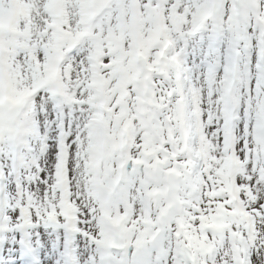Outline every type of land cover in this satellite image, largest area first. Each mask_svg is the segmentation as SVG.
<instances>
[{
  "label": "snow or ice",
  "instance_id": "6c2138e0",
  "mask_svg": "<svg viewBox=\"0 0 264 264\" xmlns=\"http://www.w3.org/2000/svg\"><path fill=\"white\" fill-rule=\"evenodd\" d=\"M0 264H264V0H0Z\"/></svg>",
  "mask_w": 264,
  "mask_h": 264
}]
</instances>
